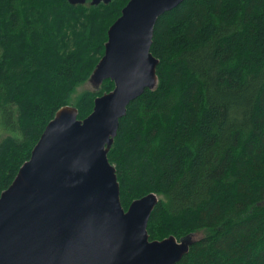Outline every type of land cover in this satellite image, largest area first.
I'll return each instance as SVG.
<instances>
[{"label": "trees", "instance_id": "obj_1", "mask_svg": "<svg viewBox=\"0 0 264 264\" xmlns=\"http://www.w3.org/2000/svg\"><path fill=\"white\" fill-rule=\"evenodd\" d=\"M128 1L0 0V194L60 107L83 119L113 89L77 91ZM150 51L157 84L107 152L121 206L155 193L150 240L200 234L175 264H264V0H182Z\"/></svg>", "mask_w": 264, "mask_h": 264}, {"label": "water", "instance_id": "obj_2", "mask_svg": "<svg viewBox=\"0 0 264 264\" xmlns=\"http://www.w3.org/2000/svg\"><path fill=\"white\" fill-rule=\"evenodd\" d=\"M181 1L129 0L110 25L89 80L99 86L110 79L114 87L95 97L83 119L76 107H60L1 192L0 264H175L188 252L190 235L149 239L155 193L123 209L107 158L127 106L157 84L158 59L150 51L156 19Z\"/></svg>", "mask_w": 264, "mask_h": 264}, {"label": "rangeland", "instance_id": "obj_3", "mask_svg": "<svg viewBox=\"0 0 264 264\" xmlns=\"http://www.w3.org/2000/svg\"><path fill=\"white\" fill-rule=\"evenodd\" d=\"M71 24V22L70 21H67L66 22V27L68 26V25H70ZM62 26L64 27V22H62ZM101 39H103V36H101ZM70 39L69 38H67V41H69ZM75 46V44L72 42V41H70V48L69 49H73V47ZM68 50V49H67ZM102 57V56H101ZM100 60V59H99ZM98 63V62H97ZM100 86V85H99ZM99 86H96V85H94L90 80H88L87 82H85L80 88H78L77 89V91L78 92H80V91H82V90H96V89H98L99 88ZM75 107V106H74ZM200 234H198V233H194L193 235H190L189 236V239L190 240H195V239H197V238H199L200 236H199Z\"/></svg>", "mask_w": 264, "mask_h": 264}]
</instances>
